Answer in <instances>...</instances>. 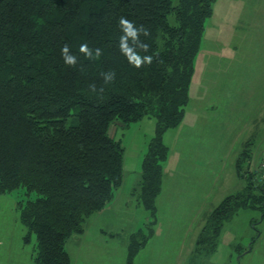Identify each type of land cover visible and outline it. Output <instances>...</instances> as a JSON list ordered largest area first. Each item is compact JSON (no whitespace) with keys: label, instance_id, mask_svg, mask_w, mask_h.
<instances>
[{"label":"trees","instance_id":"trees-1","mask_svg":"<svg viewBox=\"0 0 264 264\" xmlns=\"http://www.w3.org/2000/svg\"><path fill=\"white\" fill-rule=\"evenodd\" d=\"M214 3L0 0V195L22 189L19 221L24 243L34 236L35 263L71 264L67 241L113 200L124 156L109 134L116 124L155 122L139 184L145 208L155 210L168 153L162 137L183 121ZM249 144L234 164L245 185L204 216L198 250L213 251L240 209L264 204V182L254 184L245 153ZM130 241L126 264L141 246L136 237Z\"/></svg>","mask_w":264,"mask_h":264},{"label":"rangeland","instance_id":"rangeland-1","mask_svg":"<svg viewBox=\"0 0 264 264\" xmlns=\"http://www.w3.org/2000/svg\"><path fill=\"white\" fill-rule=\"evenodd\" d=\"M109 134L124 148L123 181L82 236L67 241L71 264H126L133 237L141 246L132 264H264V204L240 209L213 251L196 247L204 216L245 185L234 167L244 144H253L245 153L254 184L264 182V0H215L183 121L162 137L168 153L154 211L139 190L154 120L116 124ZM25 198L22 189L0 195V264H37L34 236L24 243L19 221L17 203Z\"/></svg>","mask_w":264,"mask_h":264},{"label":"clouds","instance_id":"clouds-1","mask_svg":"<svg viewBox=\"0 0 264 264\" xmlns=\"http://www.w3.org/2000/svg\"><path fill=\"white\" fill-rule=\"evenodd\" d=\"M121 23L125 26V29L127 31H129L130 33H132L131 23L127 19L121 18ZM80 50L81 51H84V52H88L89 51L88 46L86 44H82L81 47H80ZM63 51L64 52H67V45H65ZM97 52H99V49H97ZM74 62H75L74 57H67L66 58V63L72 64ZM137 63L139 64V61H137Z\"/></svg>","mask_w":264,"mask_h":264},{"label":"built area","instance_id":"built-area-1","mask_svg":"<svg viewBox=\"0 0 264 264\" xmlns=\"http://www.w3.org/2000/svg\"><path fill=\"white\" fill-rule=\"evenodd\" d=\"M260 164H261V167H264V158Z\"/></svg>","mask_w":264,"mask_h":264},{"label":"crops","instance_id":"crops-1","mask_svg":"<svg viewBox=\"0 0 264 264\" xmlns=\"http://www.w3.org/2000/svg\"><path fill=\"white\" fill-rule=\"evenodd\" d=\"M84 232H85V230H84ZM84 232H83V233H84ZM81 236H82V234H81ZM69 240H70V239H69ZM68 242H69V241H68ZM68 242H67V243H68ZM66 250H67V244H66ZM68 254H69V253H68ZM69 256H70V255H69ZM71 258H72V257L70 256V260H71Z\"/></svg>","mask_w":264,"mask_h":264}]
</instances>
